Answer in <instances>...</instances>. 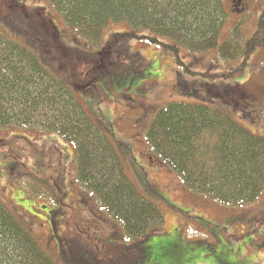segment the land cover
Here are the masks:
<instances>
[{"label": "rangeland", "instance_id": "rangeland-1", "mask_svg": "<svg viewBox=\"0 0 264 264\" xmlns=\"http://www.w3.org/2000/svg\"><path fill=\"white\" fill-rule=\"evenodd\" d=\"M224 3L227 15L220 44L237 28L252 36L264 0ZM29 6L36 8L31 12ZM25 15L41 24L25 20ZM0 26L26 44L31 39L43 42L47 30V37L78 53L84 70L101 59L103 67L83 75L77 95L114 144L128 176L165 213V225L126 240L96 194L79 181L73 142L55 131L0 129V200L32 228L60 264H264V193L255 202L238 206L195 194L180 175L161 164L148 139L156 110L171 101L221 108L253 133L264 135V37L243 72L212 80L193 76L174 53L146 40L115 41V33L128 29L125 22H111L99 48L74 41L48 0H0ZM181 60L195 72H232L239 64L223 60L218 49L200 54L182 50ZM179 78L195 86L197 94L183 93ZM223 83L239 84L247 93L246 115L217 94L227 88Z\"/></svg>", "mask_w": 264, "mask_h": 264}, {"label": "trees", "instance_id": "trees-1", "mask_svg": "<svg viewBox=\"0 0 264 264\" xmlns=\"http://www.w3.org/2000/svg\"><path fill=\"white\" fill-rule=\"evenodd\" d=\"M48 2L62 16L74 41L80 39L99 48L109 24L125 22L128 29L115 33V41L146 40L174 53L193 76L212 80H225L243 72L264 37L263 11L252 36H244L237 28L229 40L220 44L227 15L224 0ZM35 8L28 7L29 11ZM27 19L41 24L25 15ZM7 23L11 22L7 19ZM43 35V42L31 39L26 44L0 26V129L15 126L55 131L73 142L79 181L96 194L102 209L118 222L126 240H136L149 228L165 225L163 210L128 176L114 144L77 95L83 75L102 68L101 59L90 70H84L73 48L47 37V30ZM212 49H218L223 60H238L239 64L232 72H195L181 60L182 50L200 54ZM177 82L183 93L197 94L195 86L181 78ZM222 85L227 88L217 94L235 109L242 108L246 115L250 109L247 93L239 84ZM148 139L161 164L180 175L195 194L238 206L253 203L264 193V135L253 133L221 108L199 102H167L156 110ZM58 259L43 248L32 228L0 200V264H60Z\"/></svg>", "mask_w": 264, "mask_h": 264}, {"label": "flooded vegetation", "instance_id": "flooded-vegetation-1", "mask_svg": "<svg viewBox=\"0 0 264 264\" xmlns=\"http://www.w3.org/2000/svg\"><path fill=\"white\" fill-rule=\"evenodd\" d=\"M237 11L240 13L242 11L241 7L240 6H237L236 7Z\"/></svg>", "mask_w": 264, "mask_h": 264}]
</instances>
